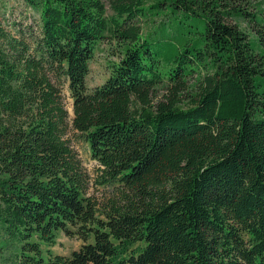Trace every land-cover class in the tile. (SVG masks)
<instances>
[{
    "label": "trees",
    "instance_id": "obj_1",
    "mask_svg": "<svg viewBox=\"0 0 264 264\" xmlns=\"http://www.w3.org/2000/svg\"><path fill=\"white\" fill-rule=\"evenodd\" d=\"M22 1L39 18L0 0V227L17 264H264V0H112V16ZM108 38L117 60L90 89ZM70 129L116 190L103 205ZM61 230L84 242L70 255L52 250Z\"/></svg>",
    "mask_w": 264,
    "mask_h": 264
},
{
    "label": "rangeland",
    "instance_id": "obj_2",
    "mask_svg": "<svg viewBox=\"0 0 264 264\" xmlns=\"http://www.w3.org/2000/svg\"><path fill=\"white\" fill-rule=\"evenodd\" d=\"M107 9V15L112 16L114 11L111 7L112 0H102ZM260 0H253V2ZM7 3V15L11 21H30L35 18H39V13L33 11L25 6L22 0H6ZM233 22V21H232ZM143 37H148L149 40L153 39V35L160 29V19H156L155 23L151 20L141 19ZM245 26V24H242ZM117 41L111 39L103 40L95 54L94 59L90 63V73L88 75V86L94 88L104 83L111 72L110 64L112 61L117 60L115 55H112V50H116ZM113 47V48H112ZM64 97L66 107L69 111L70 118L73 117V100L70 97V92L65 87ZM72 145L78 151L79 157L82 163L90 175V183L87 191V195L93 197L103 205L107 201L116 195V190L112 187H104L97 183L96 179L99 173V164L92 158L90 148L88 144L77 136V132L70 129L68 134ZM83 240L76 235L70 236L65 231L61 230L57 232L56 244L52 247V250L61 255H70L73 250L79 249L83 244ZM17 251L18 244L11 242L5 236L3 229L0 227V264H17Z\"/></svg>",
    "mask_w": 264,
    "mask_h": 264
}]
</instances>
